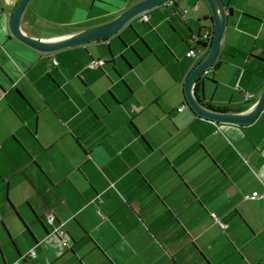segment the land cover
<instances>
[{"label": "crops", "instance_id": "0c3cea01", "mask_svg": "<svg viewBox=\"0 0 264 264\" xmlns=\"http://www.w3.org/2000/svg\"><path fill=\"white\" fill-rule=\"evenodd\" d=\"M139 1L30 0L22 30L63 40ZM223 2L222 48L194 91L247 112L264 90V0ZM17 3L0 0V264H264V111L235 124L179 110L208 4L172 0L40 52L10 30Z\"/></svg>", "mask_w": 264, "mask_h": 264}, {"label": "water", "instance_id": "95a60500", "mask_svg": "<svg viewBox=\"0 0 264 264\" xmlns=\"http://www.w3.org/2000/svg\"><path fill=\"white\" fill-rule=\"evenodd\" d=\"M167 1L169 0H141L130 6L118 17L108 23L88 28L63 40L44 41L36 39L23 32L21 18L30 0H18V3L16 4L15 9L10 16L9 26L13 36L31 48L40 52H54L66 47L105 38L112 34L118 33L124 28V26H126L130 21L138 17L140 14L161 6ZM204 1L210 8L211 22L213 23L212 25L214 27V35L212 40L203 42L204 46L200 48L199 55L196 57V59L203 55L204 56L195 64L185 80L184 92L187 106L194 110L198 116L206 119L223 123H254L264 111V90L258 102L247 112H227L207 107L194 91L196 83L199 80H202L203 77L207 76L214 69L222 48V41L225 35L228 14L232 13V9H228L223 0Z\"/></svg>", "mask_w": 264, "mask_h": 264}, {"label": "built area", "instance_id": "2783aa9c", "mask_svg": "<svg viewBox=\"0 0 264 264\" xmlns=\"http://www.w3.org/2000/svg\"><path fill=\"white\" fill-rule=\"evenodd\" d=\"M172 3V0H169L167 1L165 4H171ZM140 18L143 20V21H149L150 19V14H149V11H146L142 14L139 15ZM213 35H214V27L212 28H208L204 31V34L201 36V38L204 40V41H207V40H212L213 38ZM199 52H200V49H195V48H191L190 51L188 52V56H192V57H198L199 55ZM57 60H54V64H57ZM104 63V60L102 59H97V60H94L92 63H91V66L95 67V66H98V65H102ZM187 104H185L184 106L180 107L179 110H182L184 109V107L186 106ZM260 196L258 192H253V194H250V195H246L245 197L246 198H249V197H258ZM215 219L217 221L218 218L217 216H215ZM55 214L53 212H48L47 213V216H46V224L50 227H52V231L57 234L63 241L64 245L69 247L70 246V242H69V239L67 238L66 236V232L65 230L62 228V224L61 225H55L54 224V221H55ZM221 223V222H220ZM222 227H225V224H222ZM36 251L35 250H32L28 255H30L31 257H35L36 256ZM27 256H23V259H26ZM19 264V262H18Z\"/></svg>", "mask_w": 264, "mask_h": 264}, {"label": "trees", "instance_id": "16d2710c", "mask_svg": "<svg viewBox=\"0 0 264 264\" xmlns=\"http://www.w3.org/2000/svg\"><path fill=\"white\" fill-rule=\"evenodd\" d=\"M203 42H206V41H203ZM204 44V43H203ZM200 82V80L198 81ZM199 89V83L196 84V87H195V91H198ZM207 107H210V108H213V109H216V110H219V111H229L230 109H228L227 107H223V106H215L211 103H204Z\"/></svg>", "mask_w": 264, "mask_h": 264}]
</instances>
